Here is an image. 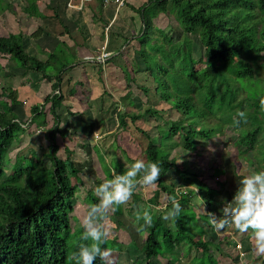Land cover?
Segmentation results:
<instances>
[{
	"label": "trees",
	"instance_id": "trees-1",
	"mask_svg": "<svg viewBox=\"0 0 264 264\" xmlns=\"http://www.w3.org/2000/svg\"><path fill=\"white\" fill-rule=\"evenodd\" d=\"M12 6L0 0V12L11 10ZM21 10L27 16L45 18L34 0H24ZM135 11L140 16L141 26L129 37L124 51L115 57L121 61L119 67L124 79L129 87L136 84L135 74L141 63L145 79L149 78L154 84V93L159 100L168 103L181 116L179 122H170L168 128L157 125L155 137L143 132L147 139L145 161L156 162L161 168L157 194L165 196L164 201H158V204L165 203V210L157 212L152 226L146 228L148 234L140 249L141 263L152 264V259L160 255L163 246L179 247L182 243L205 250V255L211 241H200L199 235L192 236L194 232L183 221L195 225L201 220L213 229L206 213L196 215L193 210L185 208L194 191L187 188L178 197L162 179L171 169L186 174L187 171L170 158V151L181 146L186 152H195L196 137L209 138L212 135L207 121L217 112L224 119L235 114L236 120L240 119L238 112H245L246 119L232 126L238 132L234 144L245 148L244 155L250 165L256 164L264 170V107L261 106L264 77L262 80L258 77L264 67L258 62L264 53V0H146ZM163 16L175 26L167 29L166 25L158 24L156 20ZM197 47L202 50L205 66L201 72L195 67ZM67 50L61 42L45 60H41L26 53L21 33L0 36V57L13 62L14 68L25 73H39L51 88L42 103L30 107V118L24 123L14 111V106L20 104L15 91L4 92L5 98L0 95V264H67V255L86 243L81 239L83 229L71 224L74 199L79 191L78 185L82 184L78 176L80 172L71 160L72 151L66 150L64 159L55 155V136H65L59 130L61 116L58 114L64 101L62 77L78 63L74 59L72 63L68 62ZM54 64L59 66L58 74L51 77L47 72ZM98 72H101V65ZM223 87H226L225 92ZM75 93L74 87L67 91L69 96ZM241 93L244 96L239 97ZM46 105L54 124L45 134L47 144L38 148L45 147L48 152L39 156L36 150L30 149L28 158L16 155L12 163L10 159L5 160L13 142L19 141L31 127L37 130L45 124ZM113 105L114 108L118 106L117 103ZM115 115L118 125L123 128L126 117L135 121L160 113L149 107L143 114L128 116L126 112L118 111ZM252 127L253 131L250 130ZM34 130L30 131L31 136ZM179 134L183 136L181 143L173 140ZM251 144L254 148L246 150ZM94 151L105 163L100 151L97 148ZM44 156L50 166L43 160ZM107 156L111 169L121 174L136 160L128 157L121 146L111 149ZM5 166L10 174L5 172ZM106 171V177L110 178L109 171ZM187 175L186 184L196 185L198 196L206 201V212L215 213V203L198 174L189 172ZM172 195L183 198L185 207L181 206L180 215L170 219L172 224L167 226L163 217L166 209L171 208L168 197ZM141 199L138 194H133L131 203ZM92 203L97 202L92 199ZM199 232L200 236L206 235L203 229ZM109 242L115 243V240L107 239L103 247L107 249ZM138 263L140 261L133 264ZM95 264L106 262L98 258Z\"/></svg>",
	"mask_w": 264,
	"mask_h": 264
},
{
	"label": "rangeland",
	"instance_id": "rangeland-1",
	"mask_svg": "<svg viewBox=\"0 0 264 264\" xmlns=\"http://www.w3.org/2000/svg\"><path fill=\"white\" fill-rule=\"evenodd\" d=\"M10 1L13 3V0ZM20 2H23V0H16L17 4L13 5V10L0 12V35H6L20 28V31L28 36L29 32H33L37 29V26H41L40 21L27 18L21 12L20 8L23 3ZM72 5L73 2L71 5L68 2L66 7L75 9V6ZM39 6L42 9L44 8L42 2L39 3ZM66 10L68 13H72L68 8ZM85 12L87 16L84 15V17L89 22L90 15L87 11ZM60 15L64 18V14L60 13ZM65 17H67L66 14ZM156 21H158V24L166 25L167 29L173 25L175 26L173 22H167L164 16ZM52 22L55 21L49 22L46 28L48 27L47 30L54 32L53 35L57 36L62 27L58 23L57 30ZM168 24L170 25L168 26ZM122 28L119 27V29ZM45 39L44 42L40 39V44L47 48L48 45L51 47L50 44L53 43L49 44L46 37ZM88 48L89 46L85 43L79 46V55L83 54L79 58L86 56V61H78L77 71H73L69 81L66 80L68 79L66 77L65 80L63 79L64 83L61 86V91L64 95V101L62 107L58 110V114L61 116L59 130L65 136L56 135L54 138L57 147L55 155L64 159L67 153L66 150L72 151L71 160L80 172L78 176L82 184L78 185L79 191L74 199L75 209L71 221L72 226L78 229L82 228L81 219L87 206L92 204V199L98 202L93 191L94 186L102 183L104 178L108 176L106 169L111 176L112 169L108 161V152L116 146H121L128 157L145 160L144 150L147 146V139L143 132H149L151 136L155 137L157 135L155 127L157 125L168 128L170 122H179L181 118L180 114L175 109H171L168 103L159 100L154 93V84L149 78L148 80L145 79L141 63L135 74L136 84H131L129 87L119 67L121 63L119 58L110 60V64L113 66L109 64L105 66V64L97 63L96 58L98 55H94ZM201 53V48L197 47L194 53L197 72L205 69ZM37 56L43 60L42 55L37 54ZM66 59L69 63L73 62L70 54L66 55ZM258 62L264 64V53H262ZM12 64L13 62H7L0 57V95L5 98L4 92L7 93L8 90L15 91L20 104L14 106V111L19 120L24 123L30 118V107L42 103L44 97L51 92V88L50 84L44 81L39 73H25L24 70L14 68ZM99 65H101L100 73L97 70ZM58 67L57 64L50 65L47 72L49 76L54 77L57 75ZM258 77L261 80L263 79L264 67L259 71ZM74 81H80L81 86L75 85V95L69 96L67 91L74 84ZM222 91L225 92L226 87H223ZM241 96H244V93H241L239 97ZM114 103L118 104L117 108H114ZM149 107L157 110L160 115H146L135 121L126 117V125L123 128L118 125L116 112H126L130 116L143 114ZM44 111L46 113L45 124L37 130L31 127L25 134L20 136L19 141L13 142L5 154V160L10 159L12 163V161H15L16 155L28 158L30 149L36 150L39 156L48 152L45 147L41 150L38 148L39 145L47 144L45 134L54 124L52 116L48 113V105H46ZM234 115H227L224 119L220 112L215 113L211 117L212 119L207 121V126L212 129V135L209 138L196 137L195 152H186L181 146L170 151V158H174L175 164L180 165L182 170L184 169L187 172L184 175L182 171L175 172L171 169L166 177L162 179L180 197V194H183L188 187L193 190L192 184H189V186L186 184L187 174L189 172L197 173L215 203L216 215L220 214L219 209L222 208L223 203L232 199L238 188L240 178L250 171L261 170L256 164L250 165L247 162L244 155L245 148L234 144L238 136V132L232 127L234 120H236ZM33 130L34 134L31 136L30 131ZM250 130L253 131L254 128L252 127ZM182 137L179 134L173 137V140L181 143ZM95 148L100 151L105 163L97 157L94 151ZM253 148L254 145L251 144L246 150H252ZM43 160L50 166L48 158L45 157ZM5 172L7 174L11 173L6 166ZM72 182L75 183V180L72 179ZM157 192L159 194L157 186L145 187L139 185L134 194H138L142 198L141 200L132 204L131 199L114 213H109L105 222L106 228L110 232L108 240H115V243L109 242L107 247L111 252V264H133L136 261H140L138 264H145L144 262L141 263L140 249L148 232L146 228L141 231L136 230L134 226L135 213L148 209L149 205L152 206L148 209L152 217L157 212L165 210L164 202L158 204V201H164L165 196L158 195ZM197 193L194 191L187 207L183 204V198L178 200L180 205L187 208V210H193L196 215L200 213L203 215L206 211V201L203 211L199 200L201 196L198 197ZM157 195L158 197H156ZM149 200H153V202H149ZM183 221L194 232L192 236L193 234L199 235L198 239L200 241H211L208 247V255H204L205 250L192 248L186 243H182L179 247L167 245L162 247L157 258L152 259V264H213L211 261H214V264H264V255H257L255 251L251 230L248 233H240L229 226L223 231H216L207 227L201 220L195 225L190 224L188 220ZM165 222L167 226L172 224L170 219H165ZM201 229H205L204 233L206 235L200 236L199 231ZM113 244H115L114 247ZM240 251L244 253V257H235L237 252ZM235 258H238V260ZM241 259H244V261Z\"/></svg>",
	"mask_w": 264,
	"mask_h": 264
},
{
	"label": "clouds",
	"instance_id": "clouds-1",
	"mask_svg": "<svg viewBox=\"0 0 264 264\" xmlns=\"http://www.w3.org/2000/svg\"><path fill=\"white\" fill-rule=\"evenodd\" d=\"M261 106L264 107V102ZM237 115L240 119L234 120L236 124L246 119L243 111ZM160 176L161 168L156 162L136 159L128 166L126 172L117 173L113 168L110 178L105 177L102 183L95 185L93 191L98 202L89 204L81 219V239L86 243L67 255V264H95L98 258L106 264H111V252L103 247L110 235L105 224L109 213H114L120 206L128 203L137 186H157ZM191 187L195 192L198 191L196 185ZM168 200L171 208L166 209L163 217L166 220L178 217L182 211L179 200L174 195L169 196ZM199 200L204 211L205 200L202 197H199ZM151 207L149 205L148 209ZM148 209L135 213L134 226L137 231L152 226L153 217ZM204 212L208 216L209 224L216 231H223L229 226L240 233H248L251 230L257 255H264V170H253L243 175L232 199L225 201L219 209V215ZM141 221L143 223H140ZM238 256L239 252L236 257Z\"/></svg>",
	"mask_w": 264,
	"mask_h": 264
},
{
	"label": "crops",
	"instance_id": "crops-1",
	"mask_svg": "<svg viewBox=\"0 0 264 264\" xmlns=\"http://www.w3.org/2000/svg\"><path fill=\"white\" fill-rule=\"evenodd\" d=\"M5 1L12 5L17 4L16 0H13V3L10 0ZM41 2L44 5L43 9L39 6V3ZM68 2H73V5H75L77 8L72 9L66 7ZM80 2L81 0H34V3L38 6L39 12H41L45 18L41 19L30 17L24 14L22 10L21 12L26 15L27 18L29 17L31 19L40 21L41 26H37V29H35L33 32H29L28 36L21 32L20 28L16 31L0 36L7 37L9 34L21 33L26 53L29 55H35L36 57H38L37 54L42 55L43 60H45L47 55H49L61 42L67 46V53L70 54L72 59H74L76 62L86 61V56L79 58L83 55H79V46L81 44L85 43L87 46H89L88 49L91 50L94 55H99L102 48H104L111 54L110 58L105 63V66L108 64L113 66L110 64V60L117 57L118 54L124 51L126 45L130 41L129 37L132 35V33L136 34L139 30L141 26V20L139 14L135 10L140 8L146 2V0H126L124 5L118 9L114 4H106L101 0L84 1V5H81V8H78ZM20 3L24 4V0ZM66 8L71 10L70 12L72 13H68ZM11 10H13V6ZM85 11H87V13L90 15L89 22L86 21L85 17L87 14ZM60 13L64 14V18H62ZM65 14L67 17H65ZM56 15L58 18L55 17ZM64 19L65 21L63 22ZM51 21H55L52 22V25H55L56 29L59 27L58 23L61 25L60 27H62V30L59 31L57 36L53 35L54 32L48 31V27L46 28L48 23ZM119 27L123 28L119 29ZM45 37L47 38V42L49 44L53 43L50 44L51 47H49L48 44V48L40 44L39 40L42 39V41H46ZM68 42L72 44L70 45ZM38 59L40 58L38 57ZM77 64H79V62ZM77 64L74 65L73 69L67 71L63 75L62 78L64 80L65 77L69 79L73 71H77ZM78 82L81 84L80 81H74V84L70 88L74 87L75 85L81 86L76 84ZM74 88L76 89V87ZM242 251L244 252V250ZM236 256L237 255H235V257ZM235 259L238 260V258ZM241 260L244 261V259Z\"/></svg>",
	"mask_w": 264,
	"mask_h": 264
},
{
	"label": "built area",
	"instance_id": "built-area-1",
	"mask_svg": "<svg viewBox=\"0 0 264 264\" xmlns=\"http://www.w3.org/2000/svg\"><path fill=\"white\" fill-rule=\"evenodd\" d=\"M87 1V0H81L78 8H81V5H83V2ZM102 2L106 3V4H114L116 6V8L118 9L119 7L123 6L126 0H101ZM69 4L71 5L72 3L69 2ZM75 6V5H72ZM74 8H77L76 6ZM111 54L106 51L104 48H102L100 54L98 55V57L96 58L97 63H102L105 64L108 59L110 58ZM239 256L243 257V253L239 252Z\"/></svg>",
	"mask_w": 264,
	"mask_h": 264
}]
</instances>
